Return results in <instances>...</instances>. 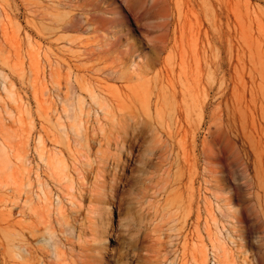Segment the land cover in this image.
<instances>
[{
    "label": "rangeland",
    "instance_id": "374dc122",
    "mask_svg": "<svg viewBox=\"0 0 264 264\" xmlns=\"http://www.w3.org/2000/svg\"><path fill=\"white\" fill-rule=\"evenodd\" d=\"M0 264H264V0H0Z\"/></svg>",
    "mask_w": 264,
    "mask_h": 264
}]
</instances>
